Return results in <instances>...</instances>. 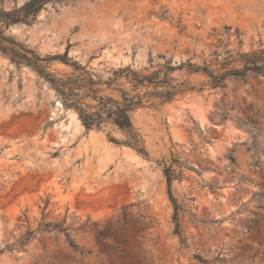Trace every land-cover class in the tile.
Segmentation results:
<instances>
[{"label":"rangeland","instance_id":"1","mask_svg":"<svg viewBox=\"0 0 264 264\" xmlns=\"http://www.w3.org/2000/svg\"><path fill=\"white\" fill-rule=\"evenodd\" d=\"M252 1L50 0L3 28L32 63L0 50V264H264V75L211 86L173 70L201 90L135 110L134 146L114 126L86 129L40 71L89 74L116 97L103 82L124 68H240L237 54L264 51Z\"/></svg>","mask_w":264,"mask_h":264},{"label":"trees","instance_id":"2","mask_svg":"<svg viewBox=\"0 0 264 264\" xmlns=\"http://www.w3.org/2000/svg\"><path fill=\"white\" fill-rule=\"evenodd\" d=\"M48 1L50 0H28L18 9L0 10V50L8 52L18 61L32 63L26 53L15 48L16 44L10 37L2 35L3 28L17 22H33L40 9ZM46 59H60L62 63L71 65L76 70L82 69L78 67L76 62H68L64 55H54ZM232 61L242 62V67H230L223 72L216 73L207 67H199L189 62L177 66H172L166 62L150 73H141L130 68H124L115 72V75L117 77L124 76L129 84L128 89L115 83L117 77L109 78L103 82L107 88L117 92L116 97L101 94V89L97 87L101 82L94 80L89 74L57 77L47 72L44 67H40V71L53 84L63 103L77 112L86 129L100 130L107 125L114 126L125 131L129 136L128 144L135 146L139 141V135L132 121V113L135 110L144 107H157L173 100L177 95L192 90H201V86L197 87L186 80L175 82V79L170 75L173 70L185 68L189 73L202 72L208 77L207 83L211 86L222 85L229 76L244 77L248 71L264 75V51L237 54V59H231L229 62ZM109 140L119 143L113 137H109ZM259 195L264 197V191H261ZM176 232L180 233L178 223L176 224ZM32 237L33 232L27 231L20 237L18 244L22 245ZM69 245L74 250H78L71 240H69ZM80 253L86 256L91 251L80 250ZM197 257L199 258V256Z\"/></svg>","mask_w":264,"mask_h":264},{"label":"bare ground","instance_id":"3","mask_svg":"<svg viewBox=\"0 0 264 264\" xmlns=\"http://www.w3.org/2000/svg\"><path fill=\"white\" fill-rule=\"evenodd\" d=\"M249 6H253V7H256V3H254V1H252V0H250V2H249V4H248Z\"/></svg>","mask_w":264,"mask_h":264},{"label":"water","instance_id":"4","mask_svg":"<svg viewBox=\"0 0 264 264\" xmlns=\"http://www.w3.org/2000/svg\"><path fill=\"white\" fill-rule=\"evenodd\" d=\"M54 103H56V101Z\"/></svg>","mask_w":264,"mask_h":264}]
</instances>
